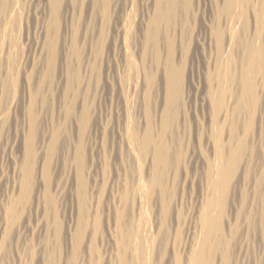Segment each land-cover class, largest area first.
<instances>
[{"label":"bare ground","instance_id":"bare-ground-1","mask_svg":"<svg viewBox=\"0 0 264 264\" xmlns=\"http://www.w3.org/2000/svg\"><path fill=\"white\" fill-rule=\"evenodd\" d=\"M69 1L45 0L44 19L37 46L40 49L39 53L41 52L40 56L47 54L50 66L46 70L49 73L51 72L49 70H54L57 66V63L54 62L57 60L56 56L59 55L55 51L58 50V47L56 49L57 44L61 43L56 41V39H59L56 37L60 34H55V31L52 33L49 29L56 30L57 21L60 22L59 14L64 13L66 21L68 17L70 18L71 11L74 8H71ZM134 1L103 0L105 2V4L103 3L105 21H108L106 23L110 22L107 24L109 25V33L104 39L106 42L103 40L106 32L102 34L101 32L104 29L100 30L96 25L99 21L95 15L96 9H93V12L89 10L90 13L92 12L93 29H87L89 27H87L86 21L84 28L83 23H74V25L71 22L73 20H68L73 25L69 24L71 29H68V21L67 25L65 24V32L63 33L72 30V33L68 32L70 36L61 33L63 36L66 35L65 38L68 35L70 37L68 39H71L69 45L71 50L67 48L65 50L72 51L71 53L77 59L80 58L79 61L75 60L78 62V65L76 64L78 68L75 67L76 71L72 70L75 72L70 77L74 78L75 76L77 81L80 80L78 85H81V80L84 79L81 74L84 72H81L82 70H86L94 78L96 72L102 71L101 69L99 71V67L103 65L104 88H102L113 92L117 101L115 120L110 119V122L106 124L101 121L105 124L103 126L98 121V114L95 115L94 111L92 114L97 118H92V120L95 119L92 122L91 117L94 115L90 117L92 111L91 108L88 109L87 102L85 103L86 99H83V102L77 100L67 102L66 100L70 96L64 94L63 97L65 98L66 95V99H62L59 104L56 103L58 106L57 114H60L66 120V125L69 124L71 140L69 139L67 144L65 143L63 148L65 151L58 160L59 158L56 159L55 155L60 148L59 141L61 138L59 136L61 134L57 136L52 131L50 132L47 129L48 127L43 128L40 126L41 129H39L36 117L37 109L35 110L34 107L36 96L31 97L30 94L32 93H30L28 99L29 96L26 95L27 97H24L28 99L26 115H23L24 118L18 124L12 140L1 146L4 153H6L9 146L12 149L15 147L16 154L10 162L12 167L11 181L8 185H5L4 193L0 199V232L6 236L15 232L19 235L23 228H27L26 222L28 221L21 222V224L19 221V217L23 215L22 213L20 215L22 211H25L24 214L26 211L29 214L39 212L44 215L45 219H52V217L53 221L54 218L56 219L54 215L50 214L52 205L53 209L58 206L56 202L52 204L53 201H56V199H53L52 190L55 189V194H57L66 188H61L60 182L58 183V176H61L63 171L61 167L64 164L66 167L63 166L65 168L63 169H67V172L65 171L67 174L66 185H68L70 191L74 192H71V196L73 202L75 201L77 204L75 207V204H71L72 207L66 212V225L62 223L64 225L63 232L59 226L61 222L56 219L59 223L56 221L54 234L56 232L57 235L62 233L63 242L61 244L63 248L60 247L63 250H60L62 255H58L59 259L57 256L52 257L59 260L58 263L54 260V264H264L263 243L261 244L258 241L261 244L259 245L257 242L256 256L253 257L254 259L250 257L257 244L250 253V247L255 243L249 241V238L253 237H249V233L253 229L249 225L252 229L249 232L248 224L252 223L246 219L250 214L245 211L246 207L249 206L247 200H250L247 199L249 195H246L249 192H247L249 185L244 183L246 181H244L245 175L249 171H247V162L243 163L246 157L245 154L248 152L247 145L250 141V139L248 141V138L255 131L256 122L262 121L263 123L262 118L264 117V84L261 90L262 96H259L256 90V88L258 89L257 79L262 74V65H264V45H262L264 41L262 39L261 42L260 40L258 42L257 39L258 33L264 30V14L261 10L256 11L252 16L253 20L250 16H247V7L250 3H254V0H141L142 13L137 21L134 20L136 25L130 27L127 25L130 23L128 22L129 19L127 21V15L129 16L127 11L135 4ZM258 1H261L260 3L264 2V0ZM93 3L95 1H92V7L96 8ZM18 4L17 0H0V23L4 22L6 17L11 20L14 12L17 11ZM194 11L200 14V20H198L200 22L197 23L196 31L191 27ZM208 11L209 14H207ZM101 13H99L100 16ZM15 17L16 14H14L13 20H16ZM103 18L101 17V20ZM12 24L15 25L16 23ZM8 26L6 25V27ZM12 26L10 28L13 31L15 27ZM250 28L253 29L255 35L252 38L249 37L250 41L246 40L244 42L241 39V34L249 31ZM59 29L61 30V27ZM102 43L106 46L105 54ZM190 49H192L193 54L191 53L192 56L189 60L190 55L188 57V52ZM238 49L241 52L239 54ZM45 50L47 53H45ZM61 51L57 53L61 54ZM67 53L64 56H67ZM70 54L68 55L70 56ZM44 57L46 58V56ZM60 59L63 58L58 60ZM100 61H102V64ZM61 62L64 61L61 60ZM47 63H45V66ZM65 63L67 64V62ZM54 64L56 65L55 68H53ZM36 66V72L42 73L44 67H41V64L38 65V63ZM63 68L65 69V67ZM60 70L58 88L63 84L64 75L68 74V70ZM72 71L70 70V72ZM64 72L67 73L64 74ZM84 73L88 80L92 79L87 76L86 72ZM85 74H83L84 77ZM99 74L102 75V72ZM2 75L0 68V110L4 114L9 110L11 99L6 94L7 86L4 81L12 74H7L9 77L6 76L7 78L5 77L4 81L1 80ZM50 75L52 77V74ZM38 77H40V74ZM80 77L82 79H79ZM46 78L49 81L50 77ZM95 78H99V76ZM51 80L52 78L50 82ZM88 80H86L88 82L86 86L90 84L91 80ZM95 80L97 83V79ZM24 81L27 80L24 79ZM70 82L69 85L71 84V86L75 83V81L74 83ZM23 83L22 86L25 87L26 85L24 86ZM41 83L43 84V82ZM29 85L31 86L30 83ZM67 87L65 86L66 90L64 89L66 92L69 91ZM69 88L72 89V87ZM78 89H80V86ZM76 90L75 88L74 91ZM23 91L25 93V90ZM95 91H97V87ZM74 95L76 94L74 93ZM79 95L81 98L82 94L79 93ZM78 96L77 98H79ZM197 97L200 98L199 101H196ZM200 100L201 120H195L198 117L195 119L192 117L193 114L195 115L194 109H197L194 108V101L200 102ZM14 101L13 105L10 104L12 110L18 105L17 101ZM90 104L89 106H91ZM21 105L24 106V104ZM186 109L189 110L190 115ZM10 113L8 114L10 115ZM241 116L243 117L242 122L240 121L242 120ZM108 117L111 116L105 118ZM103 118L102 120H104ZM65 120L63 123H65ZM107 121L109 120L107 119ZM262 123L260 124L262 125ZM1 132L0 143L2 144L1 141L4 137ZM100 132L108 133L111 137L110 147L113 153L114 165H116L114 167L116 170H114V173L112 172V175L110 174L111 181L107 179L110 182H108V186H105L104 191L99 186L101 185L99 174H94L97 179L92 175L97 164L99 166V160H94L92 156V160L89 159L91 161L87 158L90 153L93 155L96 152L95 147L98 144L96 146L92 145L91 138ZM85 137L88 138L89 142L84 144ZM257 140L259 141V139ZM258 141L257 143H260ZM88 143H91V151L85 148ZM201 145L205 149L201 148ZM263 147L261 148L264 149ZM86 150L89 154L86 153ZM204 150L207 151V157L203 156ZM54 157L56 160H54ZM132 157L135 161L133 164L137 168L132 164ZM109 159L111 160V158ZM89 162L90 164H87ZM189 167H194L198 171L191 173ZM97 170L98 168L95 172ZM87 171H89V174L93 172L91 174L93 180L89 186L86 181L88 180L86 179ZM53 176L56 180L53 179ZM247 177L250 178V176ZM98 178L99 181H97ZM261 181H259V184ZM102 182L104 183V179ZM245 185H248L246 192ZM102 187L104 188V185ZM189 188L193 190H191L192 193L187 194L190 191ZM62 191L64 192V190ZM64 193L66 195V192ZM100 193L104 194V197H102L103 202L100 201ZM259 196H262V194ZM88 206L92 208L93 212H90L92 210ZM247 210L250 211L251 208ZM54 211L57 212V210ZM244 212L248 213L246 218H243L246 215ZM29 214L27 216L26 213L27 218L30 216ZM46 214L47 216H45ZM48 214L52 217H49ZM262 218L264 222V216ZM15 224L18 226L14 229ZM101 228H103V231H101V235H104V239H101L103 241L98 239ZM40 229L39 235L35 234L39 238L37 249L34 248V250L36 249L35 252L32 250L35 256H29H34L35 262H33L35 264H51V257H48V259L45 257L46 246L43 245V242L46 240L41 238L50 229L47 220ZM262 230L260 233H262ZM97 233L99 234L98 237ZM50 234L52 236V233ZM253 235H256V233L254 232ZM46 237L47 239L50 238L48 234ZM256 237L254 236V238ZM6 239L3 237L2 241L8 243V239L12 240L10 237ZM97 239L103 244L101 245L103 247L97 248L99 246L97 245ZM257 239H254V242ZM15 244L18 248L17 243ZM25 244L28 246V243ZM21 245H19L20 248ZM4 246L7 245L4 244ZM4 248L1 250H4ZM28 249L25 247V250ZM98 249L101 251L99 252ZM18 252L15 251V253ZM98 252L102 253L98 254ZM50 253L47 251V254L50 255ZM11 254L13 255L12 252ZM18 255L21 256V254ZM6 257L4 259H7ZM21 257L23 260L24 254ZM22 260L21 262H23ZM25 260L27 261L26 258Z\"/></svg>","mask_w":264,"mask_h":264},{"label":"rangeland","instance_id":"rangeland-1","mask_svg":"<svg viewBox=\"0 0 264 264\" xmlns=\"http://www.w3.org/2000/svg\"><path fill=\"white\" fill-rule=\"evenodd\" d=\"M92 1L94 2L95 1V3H93V4H95L94 6H96V8H94V7H92L93 5H92ZM70 0L69 2H70V6H71V8L73 9L71 12H72V14H71V16H70V18L68 17V19H67V21L69 20V21H71V20H73V21H71L73 24L74 23H80V24H82L83 23V28L86 26V25H84V23H85V21H86V24H87V27H89V28H87V29H93V25H94V22L92 21V17H91V13L93 12V9L95 10L96 9V11H95V15L97 16V19L99 20L98 22H97V24L96 25H98V29H104L103 30V32H101L102 34H105V32H106V36L104 35V38H103V40L104 39H106V37L108 36V34L107 33H109V31H108V29H109V25H107V24H109V23H106V22H108V21H105V15L103 14V13H105V12H103L104 11V8H103V6H104V4H105V2H103V0ZM100 1V2H99ZM105 1V0H104ZM255 2L253 3H250V5L247 7V9H248V11L246 12V14H247V16H250L251 17V19H252V16H253V14L256 12V11H259V10H261V12L264 14V2L263 3H260L261 1H258L257 2V0H254ZM17 2L19 3L18 4V6H17V8H16V10L18 11H16V12H14V14H16V20L14 19L13 20V17H14V14L12 15V18H11V20H10V18H8V17H6L5 19H4V22L2 21L1 23H0V60H3V61H0V68H1V72L3 73V75H2V77H3V79H2V77H1V80H5L7 77H9V76H7V74L8 75H11V77H9L8 79H6L5 81H4V83L6 84V86H7V93L6 94H8L7 96H9L11 99H10V104H12L13 105V103L15 102L14 100H16L17 101V106H15V108L12 110V105H10L9 104V110H7L6 111V113H2L1 112V110H0V128L2 129H0V132H1V134L3 135V137H4V139L2 138V140L3 141H1L2 142V144L0 143V199L2 198L1 196L3 195V193H4V190H5V185H8V183L11 181V176H12V167H11V160H12V157H14L15 156V154H16V149H15V147H13V149L11 148V146H9V148L7 149V151H6V153H4V152H2V148L3 147H1L2 145H5L7 142H9V140L11 141L12 140V138L14 137V132H15V130H16V128L18 127V124H20V122H21V119L23 120V118H24V116L26 115V111H27V103H28V99L30 98V96L31 97H35L36 98V100H35V103H34V107H35V110H36V117H37V120H38V125H39V127L40 126H42L43 128H46V127H48L47 129L48 130H50V132L52 131L53 133H55L57 136H59V134H61V136H59L60 138V141H59V139H58V141H59V151L57 152V154L55 155V157H56V159H57V157L59 158L58 160H60V157H61V155H63V151H65L63 148H64V146H65V143L67 144V142L69 141V139L71 138L70 136H71V132H70V128H69V124H67L66 125V120L62 117V116H60V114H57L58 113V111H57V109H58V106L56 105V103H58L59 104V102L62 100V99H66V97L68 96H70L69 97V99H67L66 101L67 102H70V101H78V102H83L85 99H86V101H85V103L87 104V106H88V109L89 108H91V111L92 112H90V117L92 116V115H97V117H99L98 118V121L100 122V123H102L101 121H104L105 122V124L106 123H108V122H110V119L112 120H115V117H114V115H116L115 114V112H116V97H115V95H114V93L113 92H111L109 89H103L104 87H103V82H104V73H103V71H104V69H102L103 68V65H101L100 67H99V71H100V69L102 70L101 72H102V75L101 74H99V73H101V72H99V73H97L96 72V74H95V77L96 76H99V78H92L91 77V75H89L90 73L89 72H87L86 70H82L81 72H86L88 75V77H91L92 79H89L88 80V78L86 77V74L83 72V73H81L82 74V76H83V78L84 79H82L81 77L79 78V79H82L81 81L83 82H81V85H78L79 83H78V81H80V80H76L77 78H75V76H74V78L71 76L70 77V75L71 74H73L75 71H76V68L75 67H77L76 66V64L78 63L77 61H79L80 60V58H78L77 59V57H75L71 52L72 51H69V50H71V46H69L70 44H71V39H68V38H70V37H68V35L70 36V33L68 34V32L70 31H72V30H68V32L67 33H63V32H65V27H66V25L69 27L68 29H71V26H69V24H71V22H69L68 21V23H67V21L65 20L66 18L64 17V13H62V14H59V23H58V21H57V24L56 25H58V26H55V29L56 30H52L53 28H51V30L49 29V31L50 32H52V33H54V31H55V34H60V35H56L57 37L56 38H59L58 40L56 39V41H60L61 43H58L57 45L58 46H56V49H57V47H58V50H56L55 52H56V54L57 55H59V56H56L57 58V60H55L56 62H54L55 64L53 65L54 67L53 68H55V66H56V68L52 71V70H49V71H51L50 73L46 70V69H48L49 67L48 66H50V64H49V60H48V58H47V54H44L43 56H40L41 55V52L39 53V51H40V49H39V47L37 46V44H38V42H39V36H40V29H41V25H42V22H43V19H44V9H45V0H17ZM22 2V3H21ZM97 2H99L97 5H96V3ZM135 2V4H133V6L132 7H130V9L127 11L128 12V14H129V16L127 15V21H128V19H129V21L128 22H130V23H132V24H130V23H128L127 25L128 26H130V27H134L135 25H136V21L139 19V17H140V14L142 13V5H141V0H135L134 1ZM256 2H257V4H256ZM100 3H101V5H100ZM104 3V4H103ZM137 3V4H136ZM24 4V5H23ZM43 4V5H42ZM75 4V5H74ZM103 4V5H102ZM258 4H260V5H258ZM42 5V6H41ZM77 5V6H76ZM135 5V6H134ZM77 8H76V7ZM97 6H98V8H97ZM260 6H261V9H260ZM39 7V8H38ZM138 7V8H137ZM139 7H141V8H139ZM255 8V9H254ZM134 9V10H133ZM87 10V11H86ZM92 11L91 13H90V11ZM137 10V11H136ZM102 13H101V12ZM86 12H88V13H85ZM130 12V13H129ZM135 12V13H134ZM84 13V14H83ZM99 13H101V16H100V14ZM194 13H197L196 11H194ZM193 13V17H192V19L193 20H191V27H192V29L193 30H195L196 31V27H197V23L198 22H200V21H198V20H200V14H194ZM210 12L208 11L207 12V14H209ZM81 14V15H80ZM133 14V15H132ZM135 14V15H134ZM249 14V15H248ZM38 15V16H37ZM84 15V16H83ZM132 15V16H131ZM86 16V17H85ZM199 16V17H198ZM264 16V15H263ZM23 17V18H22ZM81 17V18H80ZM84 17V18H83ZM101 17L103 18V20H101ZM7 18H8V20H7ZM72 18V19H71ZM135 18V19H134ZM20 19V20H19ZM18 20V21H17ZM28 20V21H27ZM134 20H136V21H134ZM253 20V19H252ZM9 21V22H8ZM11 21H15V22H11ZM66 21V22H65ZM101 21H103V22H101ZM104 21H105V24H104ZM110 21V20H109ZM133 21V22H132ZM18 22V23H17ZM91 22V23H90ZM3 23V24H2ZM7 23H9V24H7ZM12 23H16L15 25L14 24H12ZM67 23V24H66ZM89 23V24H88ZM134 23V24H133ZM10 24H11V26L12 25H14V26H12V27H15V29H13V31H12V29L10 28L11 26H10ZM66 24V25H65ZM90 24H92V25H90ZM130 24V25H129ZM6 25L8 26V27H6ZM72 25V24H71ZM75 25V24H74ZM89 25V26H88ZM107 27H106V26ZM132 25V26H131ZM2 26V27H1ZM39 26V27H38ZM73 26V25H72ZM91 26V27H90ZM17 27V28H16ZM36 27V28H35ZM60 28L61 27V32L58 30V28ZM107 28V29H106ZM19 30V31H18ZM64 30V31H63ZM29 31V32H28ZM49 31H47L48 33H49ZM58 31H59V33H58ZM82 31H84V29H82ZM13 33V34H12ZM61 33H63V34H68L67 35V38H65L66 37V35H64L63 36V34L61 35ZM72 33V32H71ZM254 32H253V29L252 28H250V30L249 31H246L245 33H242L241 34V39L242 40H244V42L246 41V40H251L250 38H252L254 35H255V33L253 34ZM253 34V35H252ZM259 35H258V42H259V40H260V42H261V40L262 41H264V30L262 31V32H260V33H258ZM246 35V36H245ZM13 36H14V39H13ZM16 36V37H15ZM64 37L63 39L61 38V37ZM243 36V37H242ZM261 36H262V38H261ZM5 37V38H4ZM18 37V38H17ZM244 37H247V38H244ZM250 37V38H249ZM23 38V39H22ZM16 39V40H15ZM61 39V40H60ZM64 39H67V40H64ZM14 42V44H13V42ZM16 41V42H15ZM64 41H65V43H64ZM66 41H68V42H66ZM105 42H106V40H104ZM103 41V42H104ZM11 42V43H10ZM70 42V43H69ZM104 42V43H105ZM68 43V44H67ZM104 43H102L103 44V46H105L104 45ZM2 44V45H1ZM6 44V45H5ZM11 44V45H10ZM63 44V45H62ZM106 44V43H105ZM13 45V46H12ZM68 45V47H66ZM262 45H264V42H262ZM12 46V47H11ZM61 46H63V47H61ZM102 46V45H101ZM102 46V49L104 50V54H105V49H106V46L105 47H103ZM62 48L61 50H60V48ZM4 48V49H3ZM65 48H67V49H69V50H65ZM12 50H13V52H12ZM66 52H68L67 53V56L65 55L64 56V54L66 53ZM239 51H238V54L239 53H241L240 52V49H238ZM3 51V52H2ZM58 51H61V54H58L59 52ZM65 53H64V52ZM34 52V53H33ZM58 52V53H57ZM62 52H63V54H62ZM71 54H70V53ZM10 53V54H9ZM25 53V54H24ZM45 53H47L46 52V50H45ZM192 49H190L189 50V52H188V57H189V55H190V58H189V60L191 59V56H192ZM30 54V55H29ZM40 54V55H39ZM68 54H70V56L68 55ZM102 54H103V52H102ZM103 54V55H104ZM8 55H10V56H8ZM63 55V56H62ZM72 55V56H71ZM8 56V57H7ZM44 56H46V58L44 57ZM61 56V57H60ZM69 56V57H68ZM73 56H74V58H73ZM36 57H37V59H36ZM41 57H42V59H41ZM63 58V59H60V60H58L59 58ZM65 57H66V61H65ZM68 57V58H67ZM101 57V56H100ZM102 58V57H101ZM43 59H45V60H43ZM70 59H71V61H70ZM73 59V60H72ZM43 60V61H42ZM47 60V61H46ZM61 60L62 61H64V62H67V64L65 63L64 64V62L62 63L61 62ZM75 60H77V61H75ZM48 62L47 64H46V66H45V63L46 62ZM60 61V62H59ZM73 61V62H72ZM6 63V64H5ZM37 63H38V65H40L41 64V67H44L43 69H42V73H38V72H36V65H37ZM43 63H44V65H43ZM59 63V64H58ZM62 63V64H61ZM71 63V64H70ZM73 63V64H72ZM100 63L102 64V61H100ZM3 64V65H2ZM62 66H61V65ZM263 64H264V59H263ZM5 65V66H4ZM70 65V66H69ZM73 65V66H72ZM75 65V66H74ZM78 65V64H77ZM4 66V67H3ZM58 66H60V68H58ZM15 67V68H14ZM48 67V68H47ZM63 67H65V69L66 70H68V74H66L67 72H64V74H66V75H64V81H63V84H61V86L58 88V86H59V79H58V75L60 74V72H61V70L60 69H63V71H66ZM5 68H6V70H5ZM9 68V69H8ZM68 68V69H67ZM75 68V69H74ZM78 68V67H77ZM57 69V70H56ZM60 71H59V70ZM264 69V65H262V74H260V76L258 77L259 79H257V87H258V89L256 88V90H257V93H259L258 95L260 96H262V92H261V90H262V88H263V84H264V74H263V70ZM8 70H10V71H12V72H10V71H8ZM21 70V71H20ZM70 70L72 71V70H75L74 72L72 71V72H70ZM33 71V72H32ZM43 71H45V72H43ZM10 72V73H9ZM46 72H47V74H46ZM33 73V74H32ZM34 73H36L35 75H34ZM70 73V74H69ZM39 74H40V77H38L39 76ZM43 74V75H42ZM45 74V75H44ZM50 74H52V77H51V75ZM83 74H85V77L87 78H85L84 77V75ZM97 74H99V75H97ZM26 75V76H25ZM28 75V76H27ZM33 75V76H32ZM38 75V76H37ZM7 76V77H6ZM20 76H21V78H20ZM41 76H42V78H41ZM53 76H55V77H53ZM57 76V77H56ZM68 78H67V77ZM103 76V77H102ZM6 77V78H5ZM33 77V78H32ZM38 77V78H37ZM46 77H50L49 78V81H48V79L46 78ZM77 77V76H76ZM20 78V79H19ZM29 79V81H28V79ZM45 78H46V81H48L47 83H46V81H45ZM52 78V80H51V82H50V79ZM53 78H55V79H53ZM70 78V79H69ZM24 79H26L27 81H24ZM38 79V80H37ZM42 81H41V80ZM75 81V83H74V81ZM95 79H97V83H96V80ZM98 79H99V81H98ZM21 80V81H20ZM71 82H70V81ZM86 80H88V81H90V84L88 85V86H86L87 85V83L88 82H86ZM103 80V81H102ZM40 81V82H39ZM77 81V82H76ZM19 82V83H18ZM24 82V83H23ZM31 84V86L29 85V83ZM41 82H43V84L41 83ZM56 82H57V84H56ZM65 82H67V83H65ZM69 82L70 83H74L72 86H71V84L69 85ZM94 82V83H93ZM100 84H99V83ZM259 82V83H258ZM22 83H23V85L25 86V87H23L22 86ZM27 83H28V85H27ZM45 83V84H44ZM65 83V84H64ZM91 83H93V84H91ZM39 84V85H38ZM55 84V85H54ZM98 84V85H97ZM102 84V85H101ZM79 88V86H80V89H78L76 86ZM83 85H85L86 86V89H85V86H84V88H82L83 87ZM96 85V86H95ZM20 86V87H19ZM30 86V87H29ZM41 86H43V87H41ZM64 86V87H63ZM65 86L67 87V90H69V91H71V92H69V91H67V92H69L68 94H67V92L65 91L66 90V88H65ZM73 86H74V88H73ZM90 86H93L94 88H92V89H94L93 91H92V89L90 88ZM99 86V87H98ZM12 87V88H11ZM28 87V88H27ZM69 87H72V89L70 90V88ZM88 87V88H87ZM96 87H97V91H95L96 90ZM103 87V88H102ZM27 88V89H26ZM33 88V89H32ZM59 90H58V89ZM75 88L77 89L76 91H74L75 90ZM11 89V90H10ZM31 89V90H30ZM57 89V90H56ZM65 89V90H64ZM74 89V90H73ZM102 89V90H101ZM23 90H25V93H24V91ZM91 90V91H90ZM11 91V92H10ZM45 91V92H44ZM74 91V92H73ZM95 91V92H94ZM100 91V92H99ZM104 93H103V92ZM66 92V93H65ZM85 92H88L87 94L85 93ZM107 92V93H106ZM30 93H32V94H30ZM74 93L77 95H79V93L80 94H82L81 95V98H80V100H79V98H77V96L76 95H74ZM29 94H30V96H29ZM64 94H66L65 95V98L63 97L64 96ZM73 94V95H72ZM84 94H85V98H84ZM89 94V95H88ZM96 94V95H95ZM109 94V95H108ZM26 95H28L29 97H27ZM60 95V96H59ZM91 95V96H90ZM111 95V96H110ZM114 95V96H113ZM13 96V97H12ZM27 97V98H24V97ZM39 96V97H38ZM87 96V97H86ZM95 96H97V97H95ZM62 97V98H61ZM99 97H100V99H99ZM57 98V99H56ZM72 98H74V99H72ZM77 98V99H76ZM87 98H88V100H87ZM9 99V98H8ZM24 99V100H23ZM60 99V100H59ZM84 99V100H83ZM198 99H200V98H198L197 97V100L196 101H199ZM59 100V101H58ZM69 100V101H68ZM196 101H194V108H199L198 109V112L196 111L197 109H194V111H195V115L193 114L192 115V117H193V119H195V118H197V119H195V120H201L200 118H201V104H199V103H201V100H200V102H196ZM23 102H25V103H23ZM37 102V103H36ZM103 102V103H102ZM7 103H8V100H7ZM19 103H20V105L21 104H24V106L23 105H19ZM89 103H91L90 105L91 106H89ZM95 103H97V104H95ZM54 104V105H53ZM114 106H113V105ZM20 106V107H19ZM37 106V107H36ZM196 106V107H195ZM22 107H24V108H22ZM57 107V108H56ZM25 109V110H24ZM55 109H56V111H55ZM114 109H115V111H114ZM11 110V111H10ZM113 110V111H112ZM185 110V109H184ZM187 110V113H189V115H190V112H189V110L188 109H186ZM25 111V112H24ZM54 111V112H53ZM90 111V110H89ZM94 111H95V113H94ZM11 112V113H10ZM53 112V113H52ZM56 112V113H55ZM112 112V113H111ZM8 113H10V115L8 114ZM25 113V114H24ZM92 113H94V114H92ZM111 113V114H110ZM194 113V112H193ZM58 115V116H56V115ZM4 115V116H3ZM24 115V116H23ZM92 116L91 117V120H92V118H94L95 117V119L97 118L96 116ZM102 115V116H101ZM104 115V116H103ZM111 116L110 118L108 117L107 119L109 120V121H107V119L105 118V117H107V116ZM200 115V116H199ZM7 116V117H6ZM10 116V117H9ZM23 116V117H22ZM112 116H113V118H112ZM195 116V117H194ZM244 116V115H243ZM258 116V115H257ZM51 117H52V119H51ZM58 117H60V118H58ZM100 117H101V119H100ZM102 117H104L103 119L104 120H102ZM9 118V119H8ZM62 118V119H61ZM52 120L51 122H50V120ZM59 119V120H58ZM95 119H93L92 120V122L95 120ZM105 119H106V121H105ZM241 119L242 120H240L241 122L243 121V117L241 116ZM64 120H65V123H63L64 122ZM112 120V121H113ZM262 120H263V123H262V121L260 122H256V124L257 125H255V128L256 129H254L253 131L254 132H252L251 134H250V137L248 138V141H249V139H250V141L248 142V145H247V153L245 154V158H244V160H243V163H246L247 162V171H249L250 172V174H249V172L248 173H246V175H245V179H244V183L245 184H247L248 183V185L250 186H248V185H245V192H246V190H247V186H248V188L250 189H248L247 190V192H248V194L246 193V195H249V196H247V199H250V200H247V201H249V202H247V205L249 204V206H247L246 208L247 209H250L251 208V212L249 211V210H245L246 212H248L250 215L249 216H251L250 218L252 219H250L249 218V216H248V213H246V212H244L246 215H244L243 216V218H246L247 216V220L248 221H250V223H252V224H248V221H247V224H248V226L249 225H251L252 227V229H253V231L256 233V235H253V231L251 232V228H250V226H249V232H251V233H249V237H251V236H253V237H251V238H254V236L256 237L257 235V237L256 238H254L255 240L257 239V238H259V239H257V241H255L254 242V239H251V238H249V241L251 240V243H255V244H253V246H251L250 247V253H251V250H253L254 248H255V246H256V244H257V246H256V248L254 249V253L252 252L251 254L252 255H254V256H252L251 254H250V257H252L251 259H254L255 258V252H256V250H257V247H258V243L259 242H261V244L262 245H264V234H263V232H264V222H263V216H264V207H263V205H264V200H263V198H264V191H262V190H264V149H262L261 147H263V144L264 143H261L262 141L264 142V134H262V133H264V117L262 118ZM39 121H41V122H39ZM55 121V122H54ZM58 121V122H57ZM6 122V123H5ZM50 122V123H49ZM104 122L102 123L103 124V126H105V124H104ZM11 123V124H10ZM40 123V124H39ZM52 123V124H51ZM53 123H54V125H53ZM63 123V124H62ZM260 123H262V125L260 124ZM4 124V125H3ZM60 126H59V125ZM66 125V127H65V125ZM3 125V126H2ZM47 125V126H46ZM51 125V126H50ZM55 126V127H53V126ZM45 126V127H44ZM9 127V128H8ZM49 127H50V129H49ZM260 127V128H259ZM57 128V129H56ZM3 129H4V131H3ZM39 129H41V127L39 128ZM67 130V131H66ZM263 130V131H262ZM60 131V133H58V132ZM66 131V132H65ZM260 131V132H259ZM8 132V133H7ZM69 132V133H68ZM58 133V134H57ZM9 134H10V136H9ZM257 135L258 136V138H257V136H255V135ZM8 135V136H7ZM252 136V137H251ZM8 137V138H7ZM95 137V138H94ZM254 137H255V139H254ZM263 137V139H261ZM86 138V137H85ZM84 138V144L85 143H87V142H89L88 141V138H86L85 139ZM110 135L107 133H103V132H100V133H98V135H96V136H92V138H91V143H92V145H95L96 146V144H98V146H96L95 148V151L96 152H94V154L92 155V153H90L89 154V152L87 153V150H89V151H91L90 150V144L91 143H88V145L85 147L87 150H86V153L87 154H89L88 156H87V158H88V160L89 159H91L92 160V157H94V160H99L98 162H99V166H98V164H97V162H96V164H97V166H96V169L98 168V170H99V172H95V170H94V173L92 174V173H88L89 171H87L86 173H88V174H86V179H88V180H86L87 181V183H88V186H89V184H90V182H92V178L94 177V178H96L97 179V176L95 177L94 176V174H99L98 175V177L100 178V181L102 182V180L104 179V183L102 182H100V184L101 185H99L100 186V189L102 190V191H104V189L106 188L105 186H108L109 185V183L108 182H110L111 181V175H112V172L114 173V170H116V169H114V167H116V165H114L115 164V162H114V159H113V153H112V151H111V147H110ZM93 139V140H92ZM257 139H259V141L257 140ZM5 140V141H4ZM8 140V141H7ZM71 140V139H70ZM85 140H87V141H85ZM97 140V141H96ZM92 141H94V142H92ZM257 141L258 142H260V143H257ZM3 142H4V144H3ZM95 143V144H94ZM254 143V144H253ZM12 144V143H11ZM203 144V143H202ZM255 145V146H254ZM262 145V146H261ZM203 145H201V148H204V147H202ZM261 146V147H260ZM88 147V148H87ZM97 147L99 148L98 150H97ZM264 148V147H263ZM205 149V148H204ZM248 149H250V150H248ZM259 149V150H258ZM98 151V152H97ZM202 152H203V149L201 150ZM205 152H204V154H203V156H206L207 157V151L206 150H204ZM201 152V153H202ZM1 153H2V155H1ZM11 153H13V154H11ZM96 153V154H95ZM112 153V154H111ZM206 153V154H205ZM260 154V155H259ZM11 155V156H10ZM95 155V156H94ZM96 155H97V158H96ZM110 155H111V157H110ZM247 155H248V157H247ZM9 156V157H8ZM92 156V157H91ZM251 156V157H250ZM257 156V157H256ZM3 157V158H2ZM5 157V158H4ZM55 157H54V160H56L55 159ZM250 157V158H249ZM100 158V159H99ZM109 158H111V160H113L112 162H111V160L109 159ZM248 160H247V159ZM134 157H132V159H131V161H132V164L135 162L134 160ZM1 160H3V161H1ZM87 160V161H88ZM91 160H89V161H91ZM246 160V161H245ZM110 161V162H109ZM253 161V162H252ZM114 162V163H113ZM102 163V164H101ZM106 163V164H105ZM87 164H90V162L89 163H87ZM111 164V165H110ZM110 165V166H109ZM114 165V166H113ZM135 167H136V165L135 164H133ZM252 165V166H251ZM262 165V166H261ZM66 167L64 164L62 165V170L64 171H62L61 172V176H58V183L60 184V186H61V188H65V189H62V190H64V192H66V195H65V193L61 190V192L62 193H64V194H62L61 192V195H59L60 193L58 192L57 194H55L56 193V191H55V189H53L52 190V194H53V199L55 200L56 199V201H53V203L52 204H54L55 202L57 203V205L58 206H56V208H59V209H53V205H52V212H50V214H52V215H54L55 217H56V219H58L61 223L59 224V226L61 227V229H62V232L64 231L63 229H64V225H66V212H68V210H69V208H71L72 206H71V204H75L74 205V207L76 206V202L74 201L73 202V199H72V193L71 192H73V191H70V189L68 188V185H66V182L67 181H65L66 179H67V174H66V172H67V169L66 170H64L65 168L64 167ZM104 166V167H103ZM105 166H107V167H105ZM257 166V167H256ZM64 168V169H63ZM87 168H88V166H87ZM104 168V169H103ZM113 168V170H111ZM137 168V167H136ZM251 168V169H250ZM6 169V170H5ZM195 169V170H194ZM250 169V170H249ZM66 171V172H65ZM107 171H110V172H107ZM189 171L191 172V173H195L196 171H198V170H196V168H194V167H189ZM104 172V173H103ZM65 173V174H64ZM106 173V174H105ZM109 173V174H108ZM91 174L93 175V177H91ZM104 174V175H103ZM108 174V176H106ZM111 174V175H110ZM247 174H249V175H247ZM262 174V175H261ZM88 175H90L89 177H91V178H89L88 177ZM110 176V177H109ZM247 176H250V178L249 177H247ZM259 176V177H258ZM262 176H263V178H262ZM54 177V176H53ZM246 177H247V179H246ZM10 178V179H9ZM62 178V179H61ZM99 178H98V180L97 181H99ZM110 178V179H109ZM261 178H262V181H261ZM2 179H3V181H2ZM54 180H56V178L54 177L53 178ZM107 179L108 180H110V181H107ZM8 180V181H7ZM90 180V181H89ZM89 181V182H88ZM250 181V182H249ZM259 181H261L260 182V184H259ZM7 182V183H6ZM106 182H107V184H106ZM6 183V184H5ZM257 183V184H256ZM104 185V188L102 187L103 185ZM251 184V185H250ZM255 184V185H254ZM262 187V189L260 190V188ZM255 187H258V188H255ZM260 187V188H259ZM189 190L190 191H188V193L187 194H189V192L190 193H192V191L191 190H193L192 188H189ZM255 190V191H254ZM260 191H262V192H260ZM259 192H260V194H259ZM2 193V194H1ZM74 193V192H73ZM256 193V194H255ZM57 195V196H55V195ZM69 194V195H68ZM262 194V196H259V195H261ZM59 195V196H58ZM63 195V196H62ZM102 195V196H101ZM69 196H70V198H69ZM251 196V197H250ZM54 197H56V198H54ZM65 197V198H64ZM102 197H104V194H102V193H100V198H101V202H103L102 201ZM249 197V198H248ZM261 197V198H260ZM263 197V198H262ZM58 198V199H57ZM251 198H253L252 200H251ZM263 200V201H262ZM69 203H68V202ZM254 201V202H253ZM60 202H62V203H60ZM251 202H252V204H251ZM56 205V204H55ZM55 205H54V207H55ZM253 205V206H252ZM262 205V206H261ZM66 206V207H65ZM252 206V207H251ZM261 207H263V208H261ZM88 208H90L91 210H92V208L91 207H89L88 206ZM252 208H253V212H252ZM63 209V210H62ZM89 209V210H90ZM258 209V210H257ZM54 210H57V212L56 211H54ZM66 210V211H65ZM262 210V211H261ZM60 211V212H59ZM24 212L25 211H22V212H20V215H21V213L23 214V215H21L20 217L22 218H20L19 217V221H20V224H21V222H26V221H28V222H26V224L28 225H26L27 226V228L25 227V228H23V230H21L20 231V233H22V232H24L25 231V229H26V231L24 232V233H22V234H20L19 233V235H17V234H15V233H11L12 235H13V237H11L12 235L11 234H9L8 236H6L5 234L3 235L1 232H0V246H2V248H4L3 247V245L5 244V245H7L5 248H4V250H1L2 248H0V264H31V262L30 261H34L35 262V258H34V252L36 251V249H37V243H38V232L41 230L40 228L42 227V225L45 223V221L47 220L48 221V223H49V227H50V229H49V231H53V232H49L48 231V237H50V238H48L49 239V241H48V239H47V234H43L42 235V239H45L48 243V246H47V244H46V241H44L43 242V240L40 238V240H42L41 242H43V245H45L46 246V249H47V247H49V249H45V252H46V254H45V257H47V259H48V257H51V261H50V263L51 264H54L55 263V261L57 262H59V260H57V258L59 259V256L60 255H62V254H60V250L63 248L62 246V242H63V237H62V233L61 234H59V235H57V232L54 234V232H55V229H56V226L55 225H57V223H59V221H57L55 218H54V221H55V223H56V221H57V223L55 224L54 223V221H53V217H52V215H49V217H52V219L51 218H47V219H45V217H44V215H42L41 213H39V212H32L33 214H29V212H27L26 211V213H27V216H28V214L30 215L28 218H27V216H26V213L24 214ZM59 212V213H58ZM90 212H93V210L92 211H90ZM39 213V214H38ZM55 213V214H54ZM263 215H262V214ZM62 214H64V215H62ZM89 214H92V213H89ZM251 214H253V215H251ZM31 215H32V217H31ZM255 215V216H254ZM23 216V217H22ZM26 216V217H25ZM45 216H47V214L45 215ZM44 217V218H43ZM26 218V219H25ZM21 219V220H20ZM24 219H25V221H24ZM28 219H30V220H28ZM91 219V218H90ZM41 222H40V221ZM49 220H50V222L52 221V223H50L49 222ZM92 220V219H91ZM90 220V221H91ZM44 221V222H43ZM252 221V222H251ZM254 221V222H253ZM32 222V223H31ZM28 223H30V224H28ZM43 223V224H42ZM64 225H63V224ZM17 224L18 225H20L19 224V222H17ZM17 224H15V226H14V229H15V227L16 226H18ZM54 225V226H53ZM263 225V226H262ZM260 226V227H259ZM1 227V226H0ZM52 227H53V229H52ZM263 227V228H262ZM37 229V230H36ZM263 229V230H262ZM262 230V233H260V231ZM0 231H1V228H0ZM101 231H103V228H101L100 229V235H101ZM25 233H27V234H25ZM50 233H52V236H51V234ZM99 233V232H98ZM97 233V237H98V234ZM24 234V235H23ZM35 234H38L37 236H35ZM261 234V235H260ZM14 235H17V236H14ZM22 235V237H20ZM27 237H26V236ZM46 235V236H45ZM57 235V236H56ZM99 235V237H98V239H100V241H103V240H101V239H104V235H101L100 236ZM260 235V236H259ZM263 235V236H262ZM2 236V237H1ZM34 236L35 237H37L36 239L34 238ZM53 236H55V237H53ZM3 237H5V239L6 238H12V240L11 239H8L9 241H8V243H7V241H2V239H3ZM14 237H16V238H14ZM44 237H46V238H44ZM13 239H15V240H13ZM23 239V240H22ZM97 239V240H98ZM261 239H263L262 241H261ZM7 240V239H6ZM21 242H20V241ZM30 240H31V242H30ZM37 240V241H36ZM19 241V242H18ZM23 241H24V243H23ZM26 241V242H25ZM60 241V242H59ZM99 240L97 241L98 243H97V245H99L97 248H99V247H103V246H101V245H103L101 242H100ZM253 241V242H252ZM259 241V242H258ZM3 242V243H2ZM5 242V243H4ZM10 242V243H9ZM101 244H100V243ZM258 242V243H257ZM2 243V244H1ZM15 243H17V246H18V248L16 247V244ZM20 243V244H19ZM25 243H28V246H26L27 244H25ZM57 243V244H56ZM250 243V245H252ZM22 244V245H21ZM24 244V245H23ZM60 244V245H59ZM260 243H259V245H261ZM19 245H21V248H20V246ZM32 245H34L33 247H31ZM57 245V246H56ZM11 246V247H10ZM23 246V247H22ZM26 247V249H31V251H29V249L28 250H25V247ZM59 246V247H58ZM62 248H61V247ZM8 247V248H7ZM15 247V248H14ZM31 247V248H30ZM254 247V248H253ZM34 248H36L35 250H34ZM17 249V250H16ZM21 249H23V250H21ZM56 249V250H55ZM20 250V251H19ZM34 252H33V251ZM50 250V251H49ZM63 250V249H62ZM101 250H103V248H101ZM100 249H98V251L100 252L101 251ZM5 251H8L7 253L5 252ZM15 251L16 252H18V253H15ZM23 253H22V252ZM28 252V254H27V252ZM47 251H48V253H50V255L49 254H47ZM59 253H58V252ZM2 252V253H1ZM11 252L13 253V255L11 254ZM30 252V253H29ZM98 252V254H101V253H99ZM32 253V254H31ZM61 253H62V251H61ZM18 254H21V256H23V254H24V256L25 257H23V260H22V257L20 256V255H18ZM26 254V255H25ZM56 254V255H55ZM60 254V255H59ZM17 255H18V257H17ZM29 255H34L33 257H31V256H29ZM47 255V256H46ZM54 255V256H53ZM59 255V256H58ZM7 256V257H6ZM27 256V257H26ZM57 256V258L55 259V258H52V257H56ZM7 258V259H4V258ZM32 259H31V258ZM254 257V258H253ZM10 258V259H9ZM17 258V259H16ZM20 258H21V260L23 261V262H21V260H20ZM25 258L27 259V261L25 260ZM9 259V260H8ZM15 259V260H14ZM31 259V260H30ZM34 259V260H33ZM14 260V261H13ZM20 260V261H19ZM54 262H53V261ZM29 261V262H28ZM253 261V260H252ZM13 262V263H12ZM20 262V263H19ZM33 262V263H34ZM57 262V263H58ZM32 263V264H33ZM35 264V263H34Z\"/></svg>","mask_w":264,"mask_h":264}]
</instances>
